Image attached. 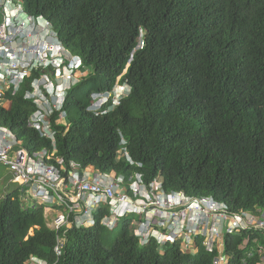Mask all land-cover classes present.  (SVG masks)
I'll return each mask as SVG.
<instances>
[{"label":"trees","instance_id":"obj_1","mask_svg":"<svg viewBox=\"0 0 264 264\" xmlns=\"http://www.w3.org/2000/svg\"><path fill=\"white\" fill-rule=\"evenodd\" d=\"M22 4L52 24L81 59L78 71L89 70L68 91V127L52 122L53 156L125 177L139 172L146 183L160 177L165 192L211 197L232 212H264V0ZM123 84L128 94L112 111H87L92 94ZM27 85L6 95L10 106H0V126L28 152L50 154L51 141L26 128L34 110L23 98ZM124 149L141 168L129 165ZM101 218L96 214L92 227L56 233L46 227L43 206L25 202L18 191L7 193L0 202V264H27L31 257L46 264H214L218 255L205 251L202 236L192 253L183 251L182 241L140 245L128 218L112 230ZM245 238L224 234L227 264H260L246 256Z\"/></svg>","mask_w":264,"mask_h":264},{"label":"built area","instance_id":"obj_2","mask_svg":"<svg viewBox=\"0 0 264 264\" xmlns=\"http://www.w3.org/2000/svg\"><path fill=\"white\" fill-rule=\"evenodd\" d=\"M79 62L49 22L35 24L22 0H0V106L8 108L6 95H14L28 82L23 98L34 104V110L26 119V128L34 129L53 145L50 154L46 150L30 153L20 147L13 132L0 126V169L8 171L11 182L19 184L26 202L52 213L48 217L45 214L46 226L64 234L73 227L94 225L95 215L101 214L100 224L112 230L120 219L134 215L137 220L130 225L140 245L153 239L160 246L182 241V247L194 248V239L202 236L205 251H218L214 264H227L229 256L222 252L224 234L245 233L246 256H256L264 264V212H232L211 197L165 192L160 177L146 183L139 172L125 177L114 171L81 168L74 162L66 165L61 157H53L52 122L65 123L67 93L83 75L78 71ZM109 96L92 94L87 111L99 113ZM122 153L129 165L141 168L125 149ZM252 232L258 236L251 238ZM62 246L63 239L58 237L54 248L57 255Z\"/></svg>","mask_w":264,"mask_h":264},{"label":"rangeland","instance_id":"obj_3","mask_svg":"<svg viewBox=\"0 0 264 264\" xmlns=\"http://www.w3.org/2000/svg\"><path fill=\"white\" fill-rule=\"evenodd\" d=\"M84 71H82L83 74L86 73V72L87 73L89 72V70L87 68H84ZM116 90H117V92H119L121 94H124L125 92H127V88H124V87L123 88L118 87ZM68 114H69V116L71 118L77 119V116H76L77 113L76 112L69 111ZM11 179H12L11 178V175H9L8 171H6V170H4V169L1 168L0 169V202H1V200L4 198V196L7 193H11L13 191H18V195L22 196L20 194V186H19V184L14 183V182H11ZM45 212H47V211L44 210V217H45V214H46ZM48 214L49 215L50 214L52 215V213H48ZM48 214H46V217H48ZM126 218H128L129 223H133L134 221L137 220L136 216H134V215H129ZM123 222H124L123 219H121L119 221V227H118V229L121 228V226L123 225ZM31 234H32V229L29 231V235H31ZM182 249H183V251H187V252L190 251L191 253L193 252V248L192 247L187 248V247L183 246Z\"/></svg>","mask_w":264,"mask_h":264},{"label":"clouds","instance_id":"obj_4","mask_svg":"<svg viewBox=\"0 0 264 264\" xmlns=\"http://www.w3.org/2000/svg\"><path fill=\"white\" fill-rule=\"evenodd\" d=\"M25 9V8H24ZM26 12V11H25ZM27 13V12H26ZM27 15H29V16H31V17H33L34 19H35V24L36 25H39V21L40 20H45V21H47V22H49L48 20H46L44 17H42V16H32V15H30V14H28L27 13ZM50 23V22H49ZM50 25H51V28L53 29V26H52V24L50 23ZM53 31H54V29H53ZM55 32V31H54ZM57 35V34H56ZM58 37V36H57ZM74 55V54H73ZM76 56V55H75ZM77 58H78V60L80 61L79 62V66L81 65V59L78 57V56H76ZM79 66H78V68H79ZM84 71V70H83ZM85 72V71H84ZM118 87H120V88H127V92H125L124 94H121V93H119V92H117V88ZM116 88V89H115ZM128 91H129V88H128V86L126 85V84H123V85H116L113 89H112V91H110V92H104V93H110V96L108 97V100L100 107V110H99V113H105V112H107V111H112L116 106H118L119 105V103L121 102V100H122V98L124 97V96H126L127 94H128ZM104 93H99V94H104ZM119 93V94H118ZM68 94V93H67ZM95 94H98V93H95ZM66 98H67V96H66ZM103 108H105V109H103ZM63 112H64V108H63ZM65 113V112H64ZM66 115H65V123L64 124H60V125H66V128L68 127V124H67V119H66ZM54 145H55V142H54ZM53 146V145H52ZM55 153V152H54ZM54 158H55V156H53ZM176 192V191H175ZM182 193V192H181ZM43 208H44V206H43ZM123 219V218H122ZM121 220V219H120ZM46 224V223H45ZM95 224V223H94ZM101 225V224H100ZM92 226H94V225H92ZM92 226H89V227H92ZM102 226V225H101ZM47 227V226H46ZM48 228V227H47ZM75 228V227H74ZM81 228H87V227H81ZM76 229H78V228H76ZM28 263L27 264H46V262H44V261H42V260H40V259H38V258H35V257H31L28 261H27Z\"/></svg>","mask_w":264,"mask_h":264}]
</instances>
